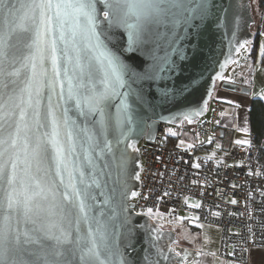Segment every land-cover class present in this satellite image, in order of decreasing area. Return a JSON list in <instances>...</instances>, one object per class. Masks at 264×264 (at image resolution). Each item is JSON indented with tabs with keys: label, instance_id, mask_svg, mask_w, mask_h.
I'll return each mask as SVG.
<instances>
[{
	"label": "snow or ice",
	"instance_id": "snow-or-ice-1",
	"mask_svg": "<svg viewBox=\"0 0 264 264\" xmlns=\"http://www.w3.org/2000/svg\"><path fill=\"white\" fill-rule=\"evenodd\" d=\"M231 9L222 11L215 0H0V264H129L119 245L109 242L108 222L117 209L126 211L131 165L140 167L128 152L139 151L130 140L138 124L134 105L152 107L133 85L171 71L173 55H183L177 44L192 30L231 25ZM117 29L127 35L126 44L114 39ZM140 58L151 61L143 71L133 66ZM197 87L193 78L180 88H163L160 102H183ZM184 119L192 123L188 114ZM234 144L251 147L252 141ZM134 178L141 179L139 173ZM93 186L104 206L95 216ZM106 208L111 215L102 219ZM130 224L124 218L120 225L128 248ZM180 264H187V255Z\"/></svg>",
	"mask_w": 264,
	"mask_h": 264
},
{
	"label": "built area",
	"instance_id": "built-area-1",
	"mask_svg": "<svg viewBox=\"0 0 264 264\" xmlns=\"http://www.w3.org/2000/svg\"><path fill=\"white\" fill-rule=\"evenodd\" d=\"M223 105L220 98H210L205 113L192 126L161 121L153 141L145 135L138 140L139 195L129 201L134 212L155 217L162 228H170L168 221L181 211L198 223L217 227L219 256L248 264L251 251L242 249L264 247V140L252 141L251 147L229 143L217 148L209 143V137H218L215 129ZM169 129L177 135H170ZM182 135L191 140L177 147ZM189 144L194 147L188 148ZM213 153V159H205ZM193 163L200 167L193 168ZM233 199L236 204L230 202ZM196 203L199 208L190 207ZM149 209L156 216L147 213Z\"/></svg>",
	"mask_w": 264,
	"mask_h": 264
},
{
	"label": "water",
	"instance_id": "water-1",
	"mask_svg": "<svg viewBox=\"0 0 264 264\" xmlns=\"http://www.w3.org/2000/svg\"><path fill=\"white\" fill-rule=\"evenodd\" d=\"M215 2L221 7L222 11L228 5H232L229 14L231 25L217 27L216 23H211L207 26L202 25L200 29L192 30L187 38L177 44V47L183 50V55H173L172 59L175 63L171 71L162 73V78L158 81H142L139 85H133L134 88H142L146 94L145 99L152 104L151 108L146 107L144 110L134 105L138 124L134 126L130 140L135 147L138 140L144 135L145 139L153 141L158 122L179 125L183 121L188 122L184 119V114H188L192 122L200 118L206 111L216 80H218L217 75L223 77L226 67L236 59L237 49L253 37L251 25L254 23V19L251 14L250 0H215ZM122 31V29L115 30L114 39L126 44L127 35H119ZM233 31L235 37L232 35ZM127 62L132 63L131 61ZM150 63V60L140 58V62L133 66L136 67L137 71H143V68ZM193 78L196 79L198 87L188 94L185 101L176 104H161L159 96L161 89L180 88L187 85ZM221 86L223 89L230 91H239L244 94L249 92L248 87L231 81H222ZM209 92H211V95H209ZM111 103L113 106L110 111L115 116V106L119 103V100L115 99ZM197 111L200 112V115L194 114ZM73 114L74 110L70 112V115ZM78 123L83 126L84 121L79 119ZM222 136L223 133L220 131V137ZM119 147L124 148L125 145L122 144ZM128 152L139 164L138 152H133L131 148L128 149ZM97 163L102 167L104 161L98 160ZM131 168L135 171L132 172L133 178L128 180L129 192L127 199L124 201L126 211L117 209V217L108 222L111 233L109 242L119 245L121 250L124 251L129 264H149L150 261H155L156 264H180L185 255L189 259L192 251L187 248H182L180 256L176 255L177 252L173 247V243L177 242L174 229L162 228L155 217L136 213L132 210L133 202L129 200L133 197L131 192H137L139 186L138 180L134 178L135 174L139 172V167L133 163ZM85 170L87 171V169ZM106 179V176L101 178V182L103 183ZM99 191L93 186V192L96 194L97 200L95 202L89 201V203L94 204L93 211L90 213L92 216H95L100 208L104 207L102 204L103 197L99 195ZM105 212L106 216L102 219H107V216L111 215L110 209L106 208ZM124 218L130 220V226L133 229L131 248L127 247L129 240L125 229L120 228ZM93 227H95L94 224ZM85 230L86 226L82 225V231ZM169 249L172 251H169ZM165 256L168 258L165 259Z\"/></svg>",
	"mask_w": 264,
	"mask_h": 264
},
{
	"label": "crops",
	"instance_id": "crops-1",
	"mask_svg": "<svg viewBox=\"0 0 264 264\" xmlns=\"http://www.w3.org/2000/svg\"><path fill=\"white\" fill-rule=\"evenodd\" d=\"M258 24L259 37L256 52L252 58L247 55L245 64L242 66V70L243 68L246 70L247 81L245 83H241L242 86L249 88V92L244 94L226 89H221L218 91L217 97L220 98L224 103H228L233 106L231 108V114L229 117H221L218 127L215 129L216 134L219 135L218 141L221 147H225L231 143L234 135L245 133L237 130L240 128H248L247 134H249L250 139L248 110L252 99L260 98L261 95L264 94V56L260 55L261 45L264 44V35H261V33L264 32V12L258 16ZM239 75L240 78H243L241 72H239ZM262 100L264 101V99ZM237 104H239L240 107H236ZM233 112H235V116L232 115ZM220 131L223 133L222 137H220ZM226 138L229 139L225 140ZM214 140L215 139H212V142H214ZM198 225L206 226L207 224L198 223ZM207 226H211L217 230L214 242L205 243V240L203 239L193 247L191 246L190 250L192 252L189 259H187V264H197V262L198 264H234L225 261L219 256V231L217 227L213 225ZM262 261H264V247H254L251 250L248 264H262Z\"/></svg>",
	"mask_w": 264,
	"mask_h": 264
},
{
	"label": "rangeland",
	"instance_id": "rangeland-1",
	"mask_svg": "<svg viewBox=\"0 0 264 264\" xmlns=\"http://www.w3.org/2000/svg\"><path fill=\"white\" fill-rule=\"evenodd\" d=\"M250 6H251V14L254 19L252 30H254L259 16V12L257 9V0H250ZM249 48H250V43L245 44L244 48L241 47L239 48V51H237L236 59L231 64H229L225 69V73L222 79L223 81H231L241 85H242L241 82L245 83L247 81L246 70L244 68L242 70V66L245 64L246 57L249 53ZM239 72H241L243 78L239 77L240 76ZM221 89H223L221 86V82L216 81L213 93L210 98L217 97L218 91ZM234 92L241 93L239 91H234ZM232 107H233L232 105L228 103H224L222 112L220 114L221 117L228 118L229 115L231 114ZM192 125L193 123L189 124V126ZM228 139L226 138L225 140ZM243 139H249V134L241 133L234 135L231 140V143H234L235 140H243ZM178 140H179L178 145L180 144V141L183 140L184 144L181 146H186V144H188L191 139L182 135ZM217 144H219L218 137L217 139L214 140L213 146L216 147ZM147 213L149 212L147 211ZM149 214L156 216L152 212ZM181 217L185 219L183 220L178 219ZM167 224L170 228L174 229L176 232L177 242L173 243V247L176 252L182 251V248L190 249L191 246L193 247L195 244H198V242H200L203 239L205 241L207 239V242L205 243H213L217 231L215 228L207 225L203 227H198L196 218L193 215L187 214L183 211L179 213V215L174 221H168Z\"/></svg>",
	"mask_w": 264,
	"mask_h": 264
},
{
	"label": "trees",
	"instance_id": "trees-1",
	"mask_svg": "<svg viewBox=\"0 0 264 264\" xmlns=\"http://www.w3.org/2000/svg\"><path fill=\"white\" fill-rule=\"evenodd\" d=\"M257 9L259 14L264 12V0H257ZM253 25V24H252ZM251 25V30H252ZM253 37L251 38L250 48L248 56L250 58L256 52L258 37H259V24H257L255 29L252 30ZM248 121H249V130H250V139L251 141H261L264 140V101L260 98H253L248 110ZM218 135V134H217ZM219 137V135H218Z\"/></svg>",
	"mask_w": 264,
	"mask_h": 264
},
{
	"label": "flooded vegetation",
	"instance_id": "flooded-vegetation-1",
	"mask_svg": "<svg viewBox=\"0 0 264 264\" xmlns=\"http://www.w3.org/2000/svg\"><path fill=\"white\" fill-rule=\"evenodd\" d=\"M216 81H219V82H221V83H222V81H223V80H222V79H218V80H216ZM180 252H181V251H180ZM180 252H179V253H180Z\"/></svg>",
	"mask_w": 264,
	"mask_h": 264
}]
</instances>
